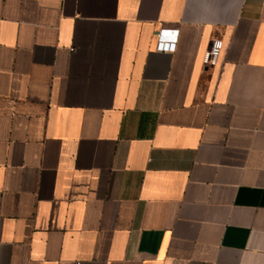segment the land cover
Instances as JSON below:
<instances>
[{
	"label": "crops",
	"instance_id": "1",
	"mask_svg": "<svg viewBox=\"0 0 264 264\" xmlns=\"http://www.w3.org/2000/svg\"><path fill=\"white\" fill-rule=\"evenodd\" d=\"M0 264H264V0H0Z\"/></svg>",
	"mask_w": 264,
	"mask_h": 264
},
{
	"label": "built area",
	"instance_id": "2",
	"mask_svg": "<svg viewBox=\"0 0 264 264\" xmlns=\"http://www.w3.org/2000/svg\"><path fill=\"white\" fill-rule=\"evenodd\" d=\"M176 46V35L174 32L162 30L157 34L156 49L160 52H173ZM223 49L221 39L212 40L210 47L202 56V64L206 68H214Z\"/></svg>",
	"mask_w": 264,
	"mask_h": 264
}]
</instances>
